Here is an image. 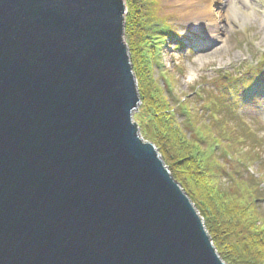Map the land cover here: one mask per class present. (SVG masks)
I'll use <instances>...</instances> for the list:
<instances>
[{"label": "water", "instance_id": "water-1", "mask_svg": "<svg viewBox=\"0 0 264 264\" xmlns=\"http://www.w3.org/2000/svg\"><path fill=\"white\" fill-rule=\"evenodd\" d=\"M122 0H0V264H225L133 113Z\"/></svg>", "mask_w": 264, "mask_h": 264}, {"label": "rangeland", "instance_id": "rangeland-1", "mask_svg": "<svg viewBox=\"0 0 264 264\" xmlns=\"http://www.w3.org/2000/svg\"><path fill=\"white\" fill-rule=\"evenodd\" d=\"M122 1L127 10L124 15L123 39L131 65L130 45L137 47L138 44V48H141L146 56L139 70L144 72L146 66L149 69L146 76H150L154 85V95L165 100L177 123L184 128L187 138L201 141V150L204 154L207 152L209 157L214 155L217 159L220 157L219 161L213 162L208 158L204 165L218 175L221 189L229 195L240 194L242 198L250 195L251 201L259 204L260 212L264 215V0H254L255 4L248 9L234 8L231 3L227 6H218L216 13L225 17L229 15L233 22L226 20L227 18L224 23L218 22L220 26L225 25L228 31L219 37L222 49L211 57H202L200 53L215 39L204 26H191L173 7L170 0H154L147 4L145 0L137 2L142 17L150 10L148 14L152 15L150 18H156V23L152 27L138 28V35L146 36L150 33L155 35L147 42L140 39V44H143L140 46L136 43V36L131 35L129 28L127 29L129 11L133 8L132 0ZM162 29L166 31L165 34L162 33ZM217 46L213 48H218ZM217 50L214 49V52ZM148 60H151V63H148ZM135 78L141 103L133 113V123L137 125L143 141L150 143L143 132L145 112L136 74ZM157 91L161 93L158 94ZM184 102H187L185 105L188 106L191 115L192 113L200 115L198 123L194 116H184L181 108ZM213 113H216V116ZM223 114L226 115V119L221 117ZM200 127L207 129L204 136H200L198 132ZM241 130L243 131L241 137L249 136L248 140L254 142V146H258L256 151H252L250 161L244 162V165L235 158L223 156V149L219 145L213 146V149L211 145L216 142L211 135L226 136L225 132L231 131L234 135L232 138L236 140L234 137L240 138L236 131ZM200 137H203L206 143L202 142ZM243 139L239 140L236 148L240 153L248 150L247 139H244L245 141ZM236 141L235 143L238 142ZM240 156L236 152L235 157ZM170 175L172 176L171 172ZM244 185L249 189L254 186V189L250 190V193L248 189L239 190V187L243 189ZM255 193L260 194V202L255 199L256 196L251 197ZM253 222L255 223L248 220L244 227L235 233L231 242L239 244L245 237L254 235L251 234L252 224L264 229V223Z\"/></svg>", "mask_w": 264, "mask_h": 264}, {"label": "trees", "instance_id": "trees-1", "mask_svg": "<svg viewBox=\"0 0 264 264\" xmlns=\"http://www.w3.org/2000/svg\"><path fill=\"white\" fill-rule=\"evenodd\" d=\"M132 1L131 6L133 8L129 11V27L127 29L129 28L131 35L136 36V43L140 44V39L147 42L148 39L150 40L155 35H151V33L146 34V36L144 34L138 35V28L145 27L148 29L152 27L156 23V18H150L152 16L148 15L150 10L146 11L142 17L140 6L137 7L138 5H136L138 1L140 3L142 0ZM150 1L154 2V0H145V3L147 4ZM141 21H143L142 24ZM136 45L137 47L130 45L131 60L133 71L138 79L142 107L145 112L143 114V120H145L143 132L145 136L148 137L150 143L155 145L166 167L203 218L205 228L222 260L226 264H264V229L252 224L251 230L253 231L251 232L253 233L251 234L254 235L245 237L243 242L239 244L231 242L235 233L239 232L248 220L252 223H255L253 221L264 223V215L260 212L259 204L251 201L250 195L242 198L240 194L229 195L221 189L218 175L212 173L204 165V161L208 160V158L213 162L219 161L220 157L217 159L215 155L209 157L207 152L204 154L201 150V141L187 138L184 128L177 123L173 113H171L172 110L165 104V100L163 98L161 100L159 96L154 95V85L150 76H146L149 69L145 65L146 69L144 72L139 70V66H141L146 56L140 50L141 48H138V44ZM142 45L140 44V46ZM148 63H151V60H148ZM157 93L160 94L161 92L157 91ZM185 103L187 102H184L181 108L187 106ZM191 116H194L196 123L200 121V115L197 113H192ZM221 117L226 119L225 114ZM206 130V128L200 127L198 129L200 136H204L207 133ZM236 132L240 138H234L238 142L232 138L234 135L231 131L225 132L226 136L211 135V137H214L215 143L219 144L223 149V156L235 158L240 164L244 165V162L250 161L251 154H253L252 151H256L258 146H254V142L248 140L249 136L241 137V134H243L242 130ZM200 138L202 142L206 143L203 137ZM241 138L247 139L249 144L246 146L248 150L245 153H242V151L240 153V150L236 149ZM236 152L242 157L236 158ZM244 189H248L247 191L250 193L254 186H251V189L245 185L243 189L241 186L239 187V190ZM236 193L239 192L236 191ZM253 196H256L255 199L260 201L259 193L252 194L251 197Z\"/></svg>", "mask_w": 264, "mask_h": 264}, {"label": "bare ground", "instance_id": "bare-ground-1", "mask_svg": "<svg viewBox=\"0 0 264 264\" xmlns=\"http://www.w3.org/2000/svg\"><path fill=\"white\" fill-rule=\"evenodd\" d=\"M170 2L173 7L182 14L184 19L189 22V24H191V26H204L205 30H207L208 33L212 35V38L215 39V41L210 42L209 47L204 48L206 49L205 51H203V49L201 53L199 52L200 56L202 57H211L215 53H218L220 49H222V46L219 44L222 41H219V37H221L222 34L226 33L228 31V28L225 25L220 26L218 22L221 21L224 23L226 18V20L232 21V18L229 15H226L225 17L221 16V14L219 13H216L218 6L222 7V5L227 6L233 4L234 8L248 9L255 4L254 0H170ZM214 46H217L218 48H213ZM214 49L218 50L214 52ZM212 52L213 54H211Z\"/></svg>", "mask_w": 264, "mask_h": 264}]
</instances>
